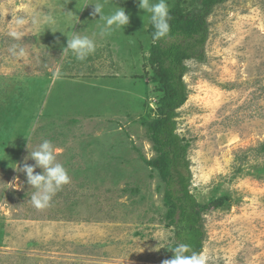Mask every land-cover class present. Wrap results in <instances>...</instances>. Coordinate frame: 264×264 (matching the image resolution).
<instances>
[{
    "label": "rangeland",
    "instance_id": "1",
    "mask_svg": "<svg viewBox=\"0 0 264 264\" xmlns=\"http://www.w3.org/2000/svg\"><path fill=\"white\" fill-rule=\"evenodd\" d=\"M97 2L105 14L124 8L128 25L94 35L103 23L92 15ZM166 3L192 9L199 0ZM138 4L0 0V264L174 258L165 184L147 164L163 94L146 67L150 14ZM208 24L205 57L186 61L189 96L177 118L190 144L192 192L203 203L231 197L204 212L203 252L207 264H264V0L219 3ZM66 34L89 36L96 51L84 61L63 55ZM45 139L70 183L36 209L19 169L35 163L29 149Z\"/></svg>",
    "mask_w": 264,
    "mask_h": 264
},
{
    "label": "trees",
    "instance_id": "2",
    "mask_svg": "<svg viewBox=\"0 0 264 264\" xmlns=\"http://www.w3.org/2000/svg\"><path fill=\"white\" fill-rule=\"evenodd\" d=\"M226 0H199L192 9L181 5L169 9L170 32L158 41L153 40L154 28L149 23L147 33L152 42L146 67L153 72L152 80L162 97L148 131L156 157L147 164L156 169L165 184L163 201L166 226L173 229L174 246L187 244L191 252H202L206 236L204 212L226 205L230 196H219L203 203L191 190L192 171L188 156L190 144L178 131V109L188 99L184 76L186 61L203 59L209 37L208 17L213 8Z\"/></svg>",
    "mask_w": 264,
    "mask_h": 264
},
{
    "label": "clouds",
    "instance_id": "3",
    "mask_svg": "<svg viewBox=\"0 0 264 264\" xmlns=\"http://www.w3.org/2000/svg\"><path fill=\"white\" fill-rule=\"evenodd\" d=\"M94 11L92 15L99 14V19L103 21L98 25V34L101 37L111 35L116 29L125 27L129 23V15L125 9L119 7L110 14L104 13V5L102 3H94ZM139 8L150 14L149 20L154 28L153 40L158 41L167 36L170 32V15L166 0H139ZM22 23V21H18ZM63 33V32H62ZM10 35L19 38V34L15 31ZM67 35V34H66ZM67 44L63 48L62 53L65 56L71 54L79 61H84L89 55L96 51V43L94 39L87 35H67ZM15 54V51L13 49ZM19 55L24 56V50L21 49ZM29 149V146H28ZM57 152L54 144L50 140H43L35 150L30 151L29 157L35 161L34 164H24L19 169L26 174V182L36 191L31 195V203L36 209H45L50 206L53 197L60 191L64 185L70 183V177L65 167L57 162ZM29 157H26L27 160ZM42 169V173H36L35 169ZM23 185H15L22 187ZM169 248V247H168ZM174 252V258L163 261V264H207L208 256L205 252H191L190 246L187 244H178L170 247Z\"/></svg>",
    "mask_w": 264,
    "mask_h": 264
}]
</instances>
